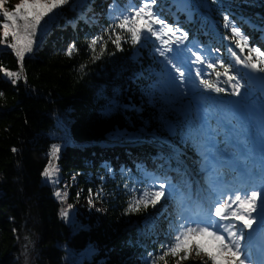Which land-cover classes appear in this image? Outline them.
<instances>
[{
	"label": "trees",
	"instance_id": "obj_1",
	"mask_svg": "<svg viewBox=\"0 0 264 264\" xmlns=\"http://www.w3.org/2000/svg\"><path fill=\"white\" fill-rule=\"evenodd\" d=\"M113 1L131 7L126 0H71L57 19L37 30L22 78L13 85L0 72V264H150L148 254L159 255L161 245L171 242L177 193L167 201L162 197L155 208L127 214L125 209L131 189L148 187L153 175H167L183 186L188 174L183 161L194 160L195 169L200 168L203 141L189 138L197 129L192 113L200 96L159 91L162 58L154 54L152 42L140 46L122 39L120 48L111 43L104 30L112 16L104 4ZM13 5L7 0L9 10ZM159 7L169 24L189 33L186 42L219 48L213 55L225 63L233 61L228 49L234 48L225 39L230 35L225 14L242 27L250 46L264 50V0H159ZM95 36L107 42L102 55L100 42L95 53L88 47ZM72 44L79 51L65 55ZM0 67L19 71L13 50L3 44ZM237 67L248 83L246 72ZM208 78L231 90L226 77ZM228 91L219 98L228 101ZM250 92L260 109L264 89L251 84ZM137 142L143 143L133 145ZM54 145L60 151L50 155ZM50 161L59 180L55 184L42 175ZM175 168L180 171L174 173ZM89 189L106 212L91 209L68 223L61 210L89 197ZM56 191H67V202ZM160 219L164 226L157 223ZM95 246L100 250L88 252ZM166 259L175 264L176 258Z\"/></svg>",
	"mask_w": 264,
	"mask_h": 264
},
{
	"label": "snow or ice",
	"instance_id": "obj_2",
	"mask_svg": "<svg viewBox=\"0 0 264 264\" xmlns=\"http://www.w3.org/2000/svg\"><path fill=\"white\" fill-rule=\"evenodd\" d=\"M212 2L215 3V0ZM6 5L7 0H0V17L3 19L0 23L2 29L0 44L13 50L18 59L19 71L0 67V72L15 85L22 78L25 55L32 52V45L36 42L33 37L36 36L37 30L44 29L49 22L57 19L61 15L59 10L65 5L71 6V0H19V3L12 6V10ZM110 15L112 23L104 30V34L109 35L111 43L116 48H120L122 39H130L133 45L140 46L148 42L153 43L154 54L162 58L159 60L162 71L158 74L160 79L157 82L160 86L159 91L171 92L177 97L200 96V107L204 111L205 119L195 130L194 135L190 130V139L203 141L209 148L216 146L210 142L218 134V129H213L211 121L207 119L212 108L225 113L229 117L228 124L246 115L241 105L252 103L251 80L245 83L244 76L237 66L242 65L244 69L249 70V74H262L252 79L258 78L264 81V50L250 46L249 37L228 14L223 16V20L224 28L230 32L225 39L234 45V48L228 49L233 57L230 63H225L222 58L213 55L219 53V48H210L205 52L201 45L186 43L189 40V33L179 25L167 22L160 10L159 0H139V3L129 8L113 4ZM45 17L48 19L45 20ZM117 30L123 31L126 35L122 37ZM111 34L115 35L114 39L111 38ZM9 36L12 38L11 41L8 40ZM98 42L101 43L102 55L107 47L104 36L93 37L88 47L95 53ZM245 49L247 54H244ZM237 50L240 54H244L243 58ZM74 51L79 50L75 44H72L66 49L65 55L72 56ZM92 58L99 59V56ZM213 74L217 78L226 77L225 83L231 85V90L228 91L214 84L208 78ZM226 91L237 99L232 101L220 99L218 94ZM207 93L217 95L212 96ZM3 96L4 93L0 92V97ZM255 114L253 109L250 115ZM259 116L260 130L264 133V103L260 105ZM12 151L16 152L17 149L13 148ZM59 151L60 147L54 145L50 155H55ZM255 157L256 149L253 146L245 156L244 167L239 168L235 164L229 167L227 159L223 156H214V163H210L209 153L204 152L203 170L209 173L208 197L205 198L207 207L205 208L200 202L199 196L195 200L192 198L191 187L186 185L188 192L179 201L171 242L161 245L159 255L148 254L150 264H160L161 261L168 264L166 259L168 256L176 258L175 264H180V261L189 259L193 252L197 257H200L201 253L206 257L200 260L199 264H209V262L210 264H246L251 260L249 243L242 242L246 240L250 242L256 233L264 237V135L261 136L259 160ZM51 168L50 161L49 167L45 168L42 175L53 184L58 183V178H53ZM226 168L231 173H235L231 181L227 179ZM152 180L153 183L148 187L141 190L131 189L132 196L125 209L126 214L138 212L141 207L155 208L162 197L165 201L173 198L177 187L167 175L163 177L153 175ZM237 184L240 186L237 187ZM124 187L128 188V185ZM101 192L102 190L94 195L100 198ZM55 195L61 198L60 191H56ZM92 195V190L89 189V204L94 206ZM64 196L66 197L67 193H64ZM72 207L69 204L66 209L61 210L64 219L69 218V209ZM254 224L256 228L253 227Z\"/></svg>",
	"mask_w": 264,
	"mask_h": 264
},
{
	"label": "rangeland",
	"instance_id": "obj_3",
	"mask_svg": "<svg viewBox=\"0 0 264 264\" xmlns=\"http://www.w3.org/2000/svg\"><path fill=\"white\" fill-rule=\"evenodd\" d=\"M128 4L133 5V0H126ZM13 4L19 3V0H11ZM115 4V2H108L104 4V7L107 8L109 11L112 8V5ZM114 14H117V12H114ZM46 18V17H45ZM42 23V22H41ZM188 43V42H186ZM189 43H195L199 44V42L193 41ZM205 52H207L209 47H203ZM244 72L248 73V69H244L242 65H240ZM241 91H244L241 89ZM242 109H244L246 115L240 117L239 120H232L231 124L227 123V120L229 117L219 111L217 114H215L212 110L210 111V114L207 116V119L211 121V127L213 129H218V134L214 136L210 143H214L216 146L209 148L206 146V144L203 142V154L205 151L209 153L210 157V163H214V156H223L227 159V164L229 167H231L233 164H235L237 167V163L243 164V159H245L246 154L248 153V150L255 146L256 149V159L259 160V149L261 145V136L264 135V133H261L260 130V116H259V108L252 102L251 105L243 104L241 105ZM255 110V115H250L252 110ZM193 116L197 120V125L203 123L205 119L204 111L200 107L199 102H196V110H193ZM241 135V137H240ZM189 167V166H188ZM204 168V167H203ZM111 169V168H110ZM227 173V179L231 181L233 179V175L235 173H231L228 171V168L225 169ZM194 180L193 185H191V194L192 198L196 199L199 194L200 202L204 204L205 208L207 207V202L205 200L206 197H208V186L207 187H201L200 186V180L201 178L194 174ZM206 178L209 181V173H207ZM49 180V179H48ZM197 190H199V194H197ZM64 193H67V191H63L61 194L62 200L64 202H67L66 197L64 196ZM93 205L89 204V197H81L80 200L75 204V207L69 209V218L66 219V221L70 224L75 223V219H82V217L89 215L90 210L98 209L101 212H106V210L103 207V204L92 197ZM158 224L165 225V221L158 220ZM176 220L173 221V226L175 225ZM255 225V224H254ZM247 231V230H246ZM174 235V231H172L171 236L169 238H172ZM247 241V240H246ZM244 243V241L242 242ZM264 250V237L262 245L260 246ZM100 248L95 246L92 251H99ZM251 251V260L246 262V264H264V261L262 260L260 263H258V260L255 257V252H253L252 248L250 247ZM202 259H206L203 253H201L200 257H197L195 253L193 252L189 259L180 261V264H193V262H196V264H199V261Z\"/></svg>",
	"mask_w": 264,
	"mask_h": 264
},
{
	"label": "water",
	"instance_id": "obj_4",
	"mask_svg": "<svg viewBox=\"0 0 264 264\" xmlns=\"http://www.w3.org/2000/svg\"><path fill=\"white\" fill-rule=\"evenodd\" d=\"M260 75H262V74H259V73H250L249 74V70H248V74H247V77H248V79L249 80H251V82L253 83V84H261L263 87H264V81H261L260 79H252V77H259ZM237 99V97H235V96H230V100L232 101V100H236ZM138 143H140V142H137V143H135V144H138ZM113 145H125L124 143H113Z\"/></svg>",
	"mask_w": 264,
	"mask_h": 264
},
{
	"label": "bare ground",
	"instance_id": "obj_5",
	"mask_svg": "<svg viewBox=\"0 0 264 264\" xmlns=\"http://www.w3.org/2000/svg\"><path fill=\"white\" fill-rule=\"evenodd\" d=\"M253 227L256 228L257 226H253ZM254 242L244 241V243H249V246L250 247H253V251H256V253H258L257 258L260 260V259L263 258V256H262V252H260L258 250L259 246L262 243V236L259 233H257V238H256V240ZM256 246H257V248H256Z\"/></svg>",
	"mask_w": 264,
	"mask_h": 264
}]
</instances>
